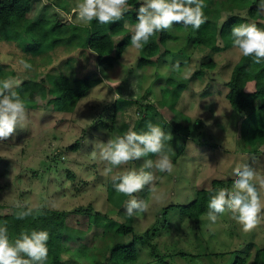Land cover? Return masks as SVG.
I'll return each mask as SVG.
<instances>
[{
  "label": "rangeland",
  "instance_id": "1",
  "mask_svg": "<svg viewBox=\"0 0 264 264\" xmlns=\"http://www.w3.org/2000/svg\"><path fill=\"white\" fill-rule=\"evenodd\" d=\"M76 2L32 0L29 16L33 22L48 19L83 25L73 12ZM210 3L218 24L240 15L247 18L246 24L259 23V31H264V15L253 19L247 9L229 8L227 0ZM124 23L134 29L136 22ZM169 32L154 63L139 66L143 50L130 44L113 67L103 70L85 49L42 48L0 37V80H11L13 87L42 80L50 85L51 77L64 73L77 76L91 71L102 77L73 111L52 107L50 95L25 103V126L18 125L11 136L0 140V204L20 203L21 208L33 209L32 215L12 219L7 226L10 242L24 232L46 230L54 240L53 245L47 242L46 264L58 241L63 246L60 264H120L109 257L110 248L134 237L135 264H234L237 258L251 264L257 254L259 264H264V141L254 143L250 136L262 117L259 110L240 113L227 98V82L241 57L233 46L214 52L198 44L189 28L171 27ZM34 51L43 54L35 56ZM21 59L32 68L24 69ZM211 62L213 67L208 65ZM246 89L255 91V82ZM149 123L169 136L163 152L174 167L171 172L145 169L154 179L133 196L147 205V211L134 214L130 221L126 205L131 197L116 192L115 178L139 171L160 153L106 173L107 163L99 158L95 145L122 136L129 128L147 131ZM244 165L255 172L253 183L262 198V210L250 231L244 232L230 213L211 224L208 210L198 219L178 208L190 204L198 190L211 188L216 179L225 181L224 191L230 190L231 173ZM51 215L57 222L46 221ZM118 223H131L134 231L120 236L115 230Z\"/></svg>",
  "mask_w": 264,
  "mask_h": 264
},
{
  "label": "clouds",
  "instance_id": "2",
  "mask_svg": "<svg viewBox=\"0 0 264 264\" xmlns=\"http://www.w3.org/2000/svg\"><path fill=\"white\" fill-rule=\"evenodd\" d=\"M128 10V0H77L73 12L77 20L84 24L94 20L99 24H108L122 19ZM257 11L264 15V0H259ZM136 21L130 44L140 49L155 33L170 29L174 22H182L184 26L198 30L206 22L204 0H141L136 10ZM230 34L233 48L240 57L251 58L254 65L264 62V31H259L254 24L249 26L245 23L233 26ZM19 63L24 69L32 68L24 59ZM26 120V105L12 81L0 80V140L11 136L18 125L24 127ZM167 139L169 136L160 126L149 123L147 131L137 132L129 128L122 136L110 137L107 142L101 141L95 145L99 149V158L107 163L106 173L115 166L147 157L149 153H160L155 161L146 160L139 171L129 170L115 178L119 181L114 184L116 192L131 197L126 205L128 216L147 211V205L133 196L154 179L153 173L145 169L172 171V160L163 152ZM96 155L94 151L93 157ZM231 175L234 183L230 190L210 192L208 220L215 224L220 216L230 213L242 230L248 232L256 225L258 213L262 210L261 194L253 183L256 174L248 165H244ZM261 188H264V182ZM17 207L21 208L22 205L17 203ZM32 212V208H26L17 213V218L24 219ZM49 238L46 230H32L10 242L7 228L0 226V264H46Z\"/></svg>",
  "mask_w": 264,
  "mask_h": 264
},
{
  "label": "trees",
  "instance_id": "3",
  "mask_svg": "<svg viewBox=\"0 0 264 264\" xmlns=\"http://www.w3.org/2000/svg\"><path fill=\"white\" fill-rule=\"evenodd\" d=\"M140 3L141 0H128V6L133 7L134 11H127L122 19L113 23L99 24L94 20L90 24L70 23L64 25L58 20L51 21L48 19L33 22L29 16L32 0H0V37L9 43L22 41L39 44L42 48L44 45H49L52 48L63 45L78 51L85 49L94 54L97 65L101 66L103 70L107 67H113L115 60L120 58L130 45V36L134 29L127 28L124 21L129 19L137 22L136 10ZM258 4L259 0H227L229 8L247 9L248 16L253 19L260 15L257 11ZM214 11L216 10L212 7L210 0H204L206 22L198 30L191 26H184L182 22H174L172 28L191 29L195 32L196 42L209 47L214 52L223 48H230L233 46L231 28L235 25L245 24L248 20L240 15H231L220 25L218 24V16ZM255 26L260 30L259 23H256ZM169 35V29H166L150 37L149 41L142 47L143 55L139 56V66L154 63V57L161 52L163 47L165 48ZM43 51H34V54L35 56L36 54L42 55ZM208 65L213 67L214 63L211 62ZM134 70L131 68V71ZM101 74L103 76V73ZM100 78L102 79L101 76L97 77L91 71L77 76L64 73L51 77L50 85H46L44 80L25 81L14 89L20 94L24 103L35 101L37 97L45 99L50 95L49 101L52 103V107L59 111L70 112L75 109L77 103L93 86L99 84ZM251 81L256 84V90L253 92L246 89L247 84ZM227 84L229 87L227 98L234 109L240 113L248 109L252 113L256 110L260 111L262 122L257 125L256 129L252 130L250 136L254 143L264 141V62L261 65H254L251 58L244 59L241 57L235 63ZM224 182L220 179L214 180L211 188L198 190L195 199L190 204L178 205V208L183 214L199 219L208 210L210 192L223 190ZM232 182H229L230 185ZM24 209L26 208L0 204V226L7 228L8 225L12 224V219L17 218V213ZM129 219L132 220L131 216ZM46 221L55 223L57 218L51 215ZM112 227L114 226L112 225ZM115 227L120 236L134 231L131 223H118V226ZM49 237V243L53 245L54 240L51 239V235ZM55 244L54 248L57 246V250H51L52 257L49 264H60L59 252L63 246L59 241ZM193 256L195 255L193 254ZM109 257L120 264H135L138 259L136 237L128 243L123 240L119 241L118 244L110 248ZM245 263L244 258H237L234 262V264ZM251 264H259L258 254Z\"/></svg>",
  "mask_w": 264,
  "mask_h": 264
}]
</instances>
